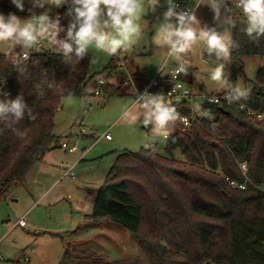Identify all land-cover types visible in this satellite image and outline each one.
<instances>
[{
    "label": "trees",
    "instance_id": "obj_1",
    "mask_svg": "<svg viewBox=\"0 0 264 264\" xmlns=\"http://www.w3.org/2000/svg\"><path fill=\"white\" fill-rule=\"evenodd\" d=\"M67 7H55L49 14L59 16L65 30L71 19L65 15ZM30 8L27 0L24 11L10 0H0V13L5 15L30 17ZM32 11L38 15L44 9ZM242 26L240 21L232 29L236 41L229 57L232 82L235 71L242 70L243 58L264 57V38L250 42L239 31ZM64 36L61 32L60 38ZM12 63L0 54V87L4 83L0 99L22 95L36 119L25 116L16 124L0 122V204L24 183L46 152L58 147L54 120L61 101L109 90L90 73L89 53L81 61L64 63L62 55L50 48L24 63V71ZM117 63L112 56L103 72L117 74ZM131 80L140 91L149 79L135 75ZM110 90L116 95V89ZM240 105L264 113V66L257 70L247 100L203 105L212 110L211 119L194 122L186 132L174 128L165 155L154 144L153 149L123 151L116 156L85 218L134 235L147 245L145 258L111 260L68 244L64 251L68 262L63 264H264V121L247 115ZM17 128L24 131L23 137L13 131ZM176 151L182 160L175 158ZM230 181L244 189L232 188ZM74 254L79 256L74 258Z\"/></svg>",
    "mask_w": 264,
    "mask_h": 264
},
{
    "label": "rangeland",
    "instance_id": "obj_2",
    "mask_svg": "<svg viewBox=\"0 0 264 264\" xmlns=\"http://www.w3.org/2000/svg\"><path fill=\"white\" fill-rule=\"evenodd\" d=\"M196 3L197 0H184L181 10H194L202 27L222 31L223 26L213 19L210 8L206 4L196 6ZM168 6L167 0H158L153 9L146 11L144 35L148 32L149 36L140 48L134 46L112 55L124 62L125 68H117V74L107 76L103 72L112 56L90 49V73L97 81L105 82L108 93L63 99L54 120V134L60 140L66 137L73 141L77 136L86 135L79 140V150L84 153L70 154L60 148L48 152V156L31 169L24 183L14 188L0 204V264H63L68 262L64 256L68 244L76 250H90L124 262L147 256L146 243L134 235L106 222H89L85 216L91 213L94 192L104 183L116 156L123 151L138 152L149 139L150 126L132 125L124 118L125 110L131 107L135 97L132 80L124 82L135 74H143L149 80L158 76L161 84L168 78L170 70L160 67L158 49L152 42L155 28L163 21V12ZM55 7L45 4L43 9L50 14ZM204 57L207 58V54ZM187 58L191 68L187 75H182L200 102L226 91L206 79L205 68L210 71L212 66L202 63L200 47ZM227 63L232 82L230 61ZM263 66L264 57L243 58L242 70L235 71L233 82L242 79L251 93L256 72ZM110 89H116V95H112ZM94 141V146L88 149ZM153 144H157L159 154L165 155L166 141L157 139ZM174 156L182 160L178 151ZM56 165L59 168L54 175ZM64 169L69 170L66 177H62ZM262 188L264 190V185ZM22 218L25 227H16Z\"/></svg>",
    "mask_w": 264,
    "mask_h": 264
},
{
    "label": "clouds",
    "instance_id": "obj_3",
    "mask_svg": "<svg viewBox=\"0 0 264 264\" xmlns=\"http://www.w3.org/2000/svg\"><path fill=\"white\" fill-rule=\"evenodd\" d=\"M19 11H24L25 0H10ZM32 8L30 18L21 19L14 13H0V53L7 55L18 71H24V61L30 52H39L46 41L48 47L54 48L62 55L64 63L83 60L90 49L112 56L118 51H128L138 44L144 35L143 16L153 9L158 0H27ZM169 6L163 12V21L155 28L152 42L158 49L160 67L170 70L172 78L187 75L191 61L190 53L200 47L202 63L210 67L207 80L225 89L224 100L227 104H238L247 100L250 89L242 79L229 80L227 71L231 50L236 46L232 38V29L240 21L239 31L250 42H259L264 38V0H197L206 4L213 13V19L219 20L222 31L216 27L201 26L193 11L177 10L178 5ZM45 4L56 7L68 5L67 15L71 18L67 28L61 26L59 18L50 17L46 9L35 14L33 9L45 8ZM65 36L60 38V33ZM202 46V47H201ZM19 49V52H17ZM174 66H171L173 65ZM49 87L53 85L49 83ZM135 98L131 107L124 112V118L132 124H141L149 128V139L144 143L145 149H153V141H167L178 120L188 123L176 106L170 102L168 95L150 93L146 89L139 94L134 87ZM42 94V93H41ZM219 101L209 97V104ZM201 117L211 119L210 108L197 104ZM25 116L35 120L36 115L25 103L22 95L15 99H0V122L16 124ZM23 137L24 131L13 129ZM246 169V165H241Z\"/></svg>",
    "mask_w": 264,
    "mask_h": 264
},
{
    "label": "built area",
    "instance_id": "obj_4",
    "mask_svg": "<svg viewBox=\"0 0 264 264\" xmlns=\"http://www.w3.org/2000/svg\"><path fill=\"white\" fill-rule=\"evenodd\" d=\"M183 4H184V0H177L174 5L179 6L177 9L179 11L182 9ZM198 4L199 3H196V6ZM185 11H187V10H185ZM193 12H194V10H193ZM65 15L68 16L67 11H65ZM50 17H52V16L50 15ZM54 18H59V16H56ZM47 47H48V45H47V42L45 41L41 45V50L39 52H30L29 58L26 61H24V63L31 61L35 55L42 53ZM116 58L118 60L117 68L118 69L125 68L124 62L121 61L117 56H116ZM202 59H206V58L202 57ZM12 65H13V63H12ZM181 75L182 74L178 75L176 79L172 78L171 71H170L168 78L165 80L164 84L159 83L158 76H157L156 78L149 81V83L146 85L145 88H143L140 91H137V94H139L140 92H142L146 89L150 93H163L165 95H168L170 102L176 106L177 111L180 113V115L182 117H186L188 120L187 124H185L182 120H178L174 125V128H175L174 130H177L180 132H186L187 130H189V128L191 127V125L194 122L200 121L201 119L204 118V117H201V115L199 114V110L196 108L197 104H199L201 106L211 105L208 103L209 97H215L219 102L224 101V95L225 94H223V92H222V93L215 95V96H208V97H206L204 102H200L198 97L193 94L192 88L189 85H187L181 81ZM128 81H131V79L128 78V80H126L124 82V84H127ZM3 85H4V83L2 82V85L0 87V91L3 88ZM98 85L104 86L105 82L102 80H98ZM94 95L99 96L100 93L96 92ZM3 96L6 97L7 93L3 92ZM218 103H216V104H218ZM181 108H183V110ZM240 109L242 111H245L247 113V115L254 117L257 121H264V113H258V112L252 111V110L248 109L247 107H245L244 105H240ZM105 138H109L108 135H105ZM60 147L62 150H64L65 152H68L70 154L81 153L83 155V153H84V150H82L81 152L79 150V138H77L73 141H70V142H63ZM241 171H242V173H245L246 169L241 167ZM68 173H69V171L65 173V176ZM226 180L228 181L227 178H226ZM229 184L232 188L244 189V185H239L234 181H230ZM15 226H18L20 228L25 227V222H24L23 218L20 219ZM1 260H2V258L0 257V261Z\"/></svg>",
    "mask_w": 264,
    "mask_h": 264
},
{
    "label": "crops",
    "instance_id": "obj_5",
    "mask_svg": "<svg viewBox=\"0 0 264 264\" xmlns=\"http://www.w3.org/2000/svg\"><path fill=\"white\" fill-rule=\"evenodd\" d=\"M135 75L146 77V76L143 75V74H135ZM135 75H131V76H135ZM146 78H147V77H146ZM147 79H148V78H147ZM185 80H186V79L183 78V75H181V81L184 82L185 84H187ZM149 81H151V79L148 80V83H149ZM187 85H189V84H187ZM190 87H191V86H190ZM90 96H91V95H90ZM83 137L85 138L86 135H83V134H82V135H80V136H77L75 139L79 138V140H80V138H83ZM64 139H65V140H63V139H62V140H59V143H58V147H57V148H60V149H61L60 146H61V144H62L63 142H70V140H66V137H65ZM67 139H68V137H67ZM75 139H74V140H75ZM95 143H96V141L91 142V144L89 145L88 149H90L91 147H93ZM57 148H56V149H57ZM52 150H55V149H52ZM52 150H50V151H52ZM50 151H48V152H50ZM48 152L45 153V155L43 156V158L46 157V155L48 156ZM91 153H92V151L90 152V154H91ZM74 154H77V153H74ZM43 158H42V160H43ZM80 158H81V156H78V159H80ZM42 160H41V161H42ZM41 161H40V162H41ZM40 162H38V163H40ZM38 163H37V164H38ZM56 168H59V167L56 165L55 168H53V172H55L54 175H56L57 172H58V169H56ZM64 170H66V169H64ZM66 171H69V170H66ZM66 171H63L62 177H66V176H67V175L65 176ZM51 175H53V174H51ZM97 189H98V188H97ZM16 227H18V226H16Z\"/></svg>",
    "mask_w": 264,
    "mask_h": 264
},
{
    "label": "water",
    "instance_id": "obj_6",
    "mask_svg": "<svg viewBox=\"0 0 264 264\" xmlns=\"http://www.w3.org/2000/svg\"><path fill=\"white\" fill-rule=\"evenodd\" d=\"M177 1V0H176ZM176 1H174L173 3H172V5H174L175 4V2ZM149 36V33L147 32L141 39H140V41L138 42V44L135 46V48H140V46L142 45V43L144 42V40L147 38Z\"/></svg>",
    "mask_w": 264,
    "mask_h": 264
}]
</instances>
